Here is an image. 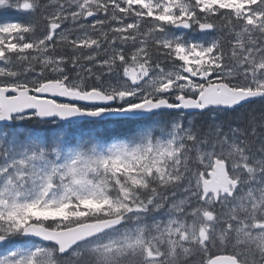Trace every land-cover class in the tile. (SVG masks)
<instances>
[{"label": "snow or ice", "instance_id": "snow-or-ice-1", "mask_svg": "<svg viewBox=\"0 0 264 264\" xmlns=\"http://www.w3.org/2000/svg\"><path fill=\"white\" fill-rule=\"evenodd\" d=\"M0 264H264V0H0Z\"/></svg>", "mask_w": 264, "mask_h": 264}]
</instances>
